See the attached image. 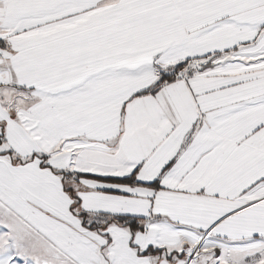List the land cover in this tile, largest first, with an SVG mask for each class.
I'll list each match as a JSON object with an SVG mask.
<instances>
[{
  "label": "snow or ice",
  "instance_id": "obj_1",
  "mask_svg": "<svg viewBox=\"0 0 264 264\" xmlns=\"http://www.w3.org/2000/svg\"><path fill=\"white\" fill-rule=\"evenodd\" d=\"M0 264H264V0H0Z\"/></svg>",
  "mask_w": 264,
  "mask_h": 264
}]
</instances>
